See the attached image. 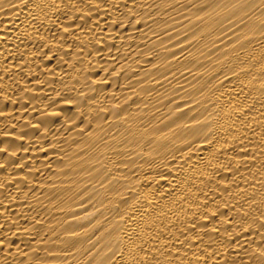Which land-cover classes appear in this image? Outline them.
Masks as SVG:
<instances>
[{
    "label": "bare ground",
    "instance_id": "6f19581e",
    "mask_svg": "<svg viewBox=\"0 0 264 264\" xmlns=\"http://www.w3.org/2000/svg\"><path fill=\"white\" fill-rule=\"evenodd\" d=\"M0 264H264V0H0Z\"/></svg>",
    "mask_w": 264,
    "mask_h": 264
}]
</instances>
